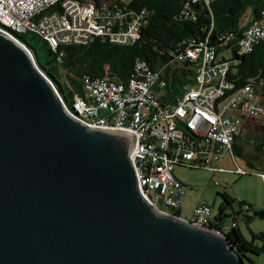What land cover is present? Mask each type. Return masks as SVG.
Wrapping results in <instances>:
<instances>
[{"label": "water", "instance_id": "obj_1", "mask_svg": "<svg viewBox=\"0 0 264 264\" xmlns=\"http://www.w3.org/2000/svg\"><path fill=\"white\" fill-rule=\"evenodd\" d=\"M0 30V264H245L139 193L130 137L87 128Z\"/></svg>", "mask_w": 264, "mask_h": 264}, {"label": "built area", "instance_id": "obj_2", "mask_svg": "<svg viewBox=\"0 0 264 264\" xmlns=\"http://www.w3.org/2000/svg\"><path fill=\"white\" fill-rule=\"evenodd\" d=\"M144 14L140 11L125 26L112 31L113 19L121 17L119 10H98L91 2L0 0V30L14 37L33 32L54 50L88 44L96 36L129 44L137 40ZM261 16L260 21L246 28L238 42L240 55L264 41V12ZM62 57L60 52L58 60ZM183 59L194 63L196 72L193 85L173 104L159 100L166 83L158 72L137 64L126 82L108 77L86 78V96H75L67 107L89 129L130 137L129 159L139 193L165 215H173L169 207H180L183 199L184 185L173 174L175 166L203 165L218 170L222 152L229 151L234 156L232 146L244 117L264 125V80L232 91L233 85L226 80L229 63L206 44H189L177 57L178 61ZM235 172L242 174L244 170L237 167ZM260 174L264 179V172ZM212 216L211 206L200 199L190 221L206 226Z\"/></svg>", "mask_w": 264, "mask_h": 264}, {"label": "trees", "instance_id": "obj_3", "mask_svg": "<svg viewBox=\"0 0 264 264\" xmlns=\"http://www.w3.org/2000/svg\"><path fill=\"white\" fill-rule=\"evenodd\" d=\"M87 2L85 0H79ZM98 10L115 12L110 26L112 31L125 26L132 16L144 11L139 27L138 38L129 44H118L106 36H96L88 44L61 46L52 49L43 39L33 32V41L42 43L41 49L47 58L40 62L37 50L21 36L39 68L49 76L66 105H70L75 96L84 98L86 93L83 82L86 78L108 77L117 82H126L137 64L144 69L158 72L166 83L160 92L162 104H173L183 92L193 85L196 65L187 59L177 57L185 47L206 44L212 47L216 55L229 63L226 80L232 85V91L252 83L264 80V41L253 46L249 52L240 55L238 42L246 28L262 19L264 0H89ZM251 16L247 24L240 25L246 10ZM48 10L47 12H50ZM27 33V32H25ZM193 40V43L191 42ZM185 42V43H184ZM63 53L61 60L58 54ZM62 81L66 84L65 90ZM256 134V153L264 147V125H259ZM236 136L235 142L238 139ZM233 143V154L243 155L242 147ZM251 165V164H250ZM252 166V165H251ZM190 168H201L198 165ZM239 174V173H238ZM220 186L218 183L215 185ZM216 194L221 197L217 211L213 213L209 224L219 230L231 243L239 257L251 262L250 254L264 253V232L250 229V238H246L238 226L242 217L248 221L254 217L264 219V208L254 209L247 214L251 205L237 200L233 195L218 188ZM238 201V206H235ZM228 209L230 212H228ZM172 214H180V207H169Z\"/></svg>", "mask_w": 264, "mask_h": 264}, {"label": "rangeland", "instance_id": "obj_4", "mask_svg": "<svg viewBox=\"0 0 264 264\" xmlns=\"http://www.w3.org/2000/svg\"><path fill=\"white\" fill-rule=\"evenodd\" d=\"M89 1V0H85ZM251 16L250 9H247L245 14L240 20V25L247 24ZM24 37L26 41L31 44L39 55V60L42 63L47 61L45 54L43 53L41 46L42 43L33 41V34L27 32L20 35ZM33 57V54H32ZM34 59V57H33ZM62 85L66 90V84L62 81ZM252 122V121H251ZM259 124L252 122L249 129L242 128L240 132L241 145L246 146L244 156L250 160L255 161L260 159V162L254 163V165L246 164V160L243 156H233L229 151L221 153L218 170H213L208 166L201 168H190L188 166H175L173 174L183 183L184 196L180 205V218L183 220H190L192 218V210L195 204L203 199L208 203L213 213L217 211L218 205L221 201V197L216 194L218 188L225 190L227 193L233 195L237 200H243L251 205V209L247 211V214L252 215L254 209L264 208V179L261 177V172H264V152L256 153L253 149L252 140L258 142L256 134H259ZM256 132V133H255ZM243 142V143H242ZM247 144V145H246ZM216 164L215 162L212 165ZM237 167L244 170V173L238 174ZM220 184L219 187L214 185V182ZM238 206V201L235 203ZM228 212L230 210L228 209ZM238 226L242 234L246 238H250V229L254 232H264V219L254 217L251 220L239 217ZM251 262L256 264H264V253L259 255H251ZM245 264H252L249 261H245Z\"/></svg>", "mask_w": 264, "mask_h": 264}, {"label": "crops", "instance_id": "obj_5", "mask_svg": "<svg viewBox=\"0 0 264 264\" xmlns=\"http://www.w3.org/2000/svg\"><path fill=\"white\" fill-rule=\"evenodd\" d=\"M253 122V120L251 119V118H249V117H244V121H243V124H242V126H241V129H240V132H241V130H242V128L244 129V128H246V129H249V131H250V126H251V123ZM240 132H239V137H238V139L236 140V145L237 146H240V147H242V152H243V157L245 158V160H246V164H248V165H254V163H257V162H260L261 160L260 159H256L255 161H253V160H250V159H248V158H246L245 156H244V152H245V150L247 149L246 148V146L243 144V145H241V141H240ZM256 133V132H255ZM243 143V142H242ZM252 145H253V149H254V145H255V143L256 142H254L253 140H252ZM247 145V144H246ZM246 149H245V148ZM263 152H264V147H262V149H261ZM235 156V155H234ZM218 162H219V160H218ZM217 165H218V163H217ZM263 165H264V163H263ZM177 178V177H176ZM178 179V178H177ZM179 180V179H178ZM183 196H184V193H183Z\"/></svg>", "mask_w": 264, "mask_h": 264}]
</instances>
